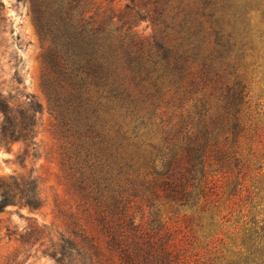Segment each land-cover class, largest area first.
<instances>
[{"label":"trees","instance_id":"1","mask_svg":"<svg viewBox=\"0 0 264 264\" xmlns=\"http://www.w3.org/2000/svg\"><path fill=\"white\" fill-rule=\"evenodd\" d=\"M31 1L49 40L44 87L78 209L60 210L71 234L36 224L22 240H41L58 264H264L252 228L208 256L200 247L203 237L215 242L208 238L224 209L220 188L231 186L216 176L231 172L220 139L245 129L242 74L259 68L246 42L240 60L223 54L221 37L207 47L223 32L212 25L215 1L153 0L169 30L163 42L112 28L88 0ZM9 97L0 90V145L11 149L34 142L38 104ZM33 183L0 176V209L40 207Z\"/></svg>","mask_w":264,"mask_h":264},{"label":"rangeland","instance_id":"2","mask_svg":"<svg viewBox=\"0 0 264 264\" xmlns=\"http://www.w3.org/2000/svg\"><path fill=\"white\" fill-rule=\"evenodd\" d=\"M152 1L88 0L87 8L91 13H98L112 28L128 29L141 37L163 42L167 40L163 30L165 34L169 30L160 22L157 6ZM214 1L212 25L215 29L222 26L223 32L220 36L212 33L207 47L215 48L214 42L221 37L223 54L231 52L233 60H240L242 55L236 49L246 42L256 51L254 58L248 59L256 61L259 68L242 74L248 86L243 112L245 129L237 136L231 133L228 139H220V145L228 151L226 163L231 172L230 178L222 173L216 176L219 184L230 182L231 186L220 188L225 191L221 192L220 200L224 209L216 216L215 232L208 238L215 242L207 245L204 237L200 241L204 256L215 246L228 243L230 236L244 234L246 228L254 231L251 239L256 236L264 244V0ZM48 49L49 40L37 25L32 1L0 0V90L14 96L8 99L15 103L32 100L38 104L34 142L27 145L18 140L11 149L0 145V176L33 180L31 186H37L42 199L38 208L15 201L0 209V264H58L44 252L46 244L41 246V240L30 238L25 242L22 239L29 238L26 234L36 224H46L56 234L60 231L71 234L72 228H67L59 216L60 210L78 209L77 196L63 166V141L58 134L57 119L44 87ZM2 121L0 112V125ZM231 192L235 195L230 200L227 197ZM227 210L231 214L226 221L221 215ZM143 214L144 210L138 212V216Z\"/></svg>","mask_w":264,"mask_h":264}]
</instances>
